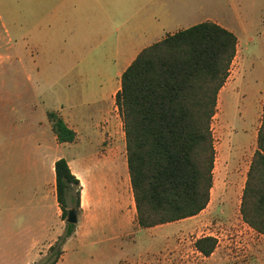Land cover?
Here are the masks:
<instances>
[{"label":"crops","instance_id":"crops-1","mask_svg":"<svg viewBox=\"0 0 264 264\" xmlns=\"http://www.w3.org/2000/svg\"><path fill=\"white\" fill-rule=\"evenodd\" d=\"M46 1L32 0V27H25L18 17L16 37L0 14V43L4 37L6 44L2 46L10 49L0 62L1 74L6 66H16L37 76L60 71L67 75L83 66V73L113 76L108 84L101 81L96 88L103 93L91 101L83 93L90 87L72 85L68 79L59 85L60 92L46 94L38 99L39 104L33 103L34 98L27 95L29 88L21 84L0 89V108H3L0 117L4 118L0 129L8 134L5 142L0 143V154H8L13 151L9 149L27 141L38 156L26 164L27 178L31 180L27 189L17 172L0 174V264L34 263L62 234L65 219L57 197L55 171V162L61 157L68 160L82 185L75 232L64 246L104 233L109 215L103 213L104 197L96 191L92 171L86 164V156L90 154L82 157L77 151L83 146V122L93 120L92 115L83 117V105L105 101L109 103V111L106 110L102 119L112 115L121 74L143 48L203 21H214L236 34L235 57H244L247 43L264 44V4L252 5L244 14H238L234 0H56L45 4ZM17 6L22 9V2H17ZM48 95L49 100L45 99ZM51 109L58 110L78 132L77 141H58L48 119ZM17 110L26 115L24 122L13 119ZM12 130L20 131L19 135L11 137ZM7 167L11 164L4 166ZM0 169H3L1 165ZM104 187L108 188V183ZM132 204L130 213L126 202L120 206L123 220L114 228L115 238H130L132 228H141L137 227L135 202ZM158 226L148 229L155 230ZM257 234L263 243L264 234ZM161 264L170 263L163 260Z\"/></svg>","mask_w":264,"mask_h":264},{"label":"rangeland","instance_id":"rangeland-1","mask_svg":"<svg viewBox=\"0 0 264 264\" xmlns=\"http://www.w3.org/2000/svg\"><path fill=\"white\" fill-rule=\"evenodd\" d=\"M53 1L56 0H47L45 4ZM17 2H22V9L18 8ZM31 2L0 0V14L11 28L12 36H18L16 23L19 18L25 27H32ZM233 3L237 13L244 14L247 7L250 9L252 5H262L264 0H234ZM39 12L43 16V11ZM45 18L49 19L48 16ZM1 39L0 62L8 56L10 50L3 47L6 44L5 38ZM244 47L247 49L244 57L238 55L234 58L230 75L219 92L212 121L216 149L212 196L208 206L196 216L161 224L155 230L132 228L130 238H115L114 228L123 220L120 206L126 202V209L130 213L134 203L124 124L116 103L112 115L104 116L103 119L102 115L107 109L109 111V103L98 100L100 102L83 105V117L92 115L93 120L83 122V146L77 151L82 157L83 154H90L86 156V164L92 171L98 189L96 191L104 197L103 213L109 215V225L103 234L87 241L68 242L64 246L63 258L55 264H131L132 261H135L134 264H161L163 260L170 264H264V242H260L259 234L243 220L240 212L247 171L257 148V132L264 101V44L254 41ZM82 57L83 53H80ZM112 76L83 73V66L67 75L60 71L38 76L25 73L16 66H6L2 74L0 72V89L21 84L23 88H29L27 95L34 98H31L35 101L33 103L39 104L38 99L46 94L60 92L59 85L68 79L72 85L85 84L87 88L90 87L83 93L91 101L94 96L103 93V90L96 88L101 81L108 84ZM49 85H53V88H49ZM45 99L49 100V95ZM25 118L21 110H17L13 116L17 123L24 122ZM3 119L0 117V126ZM19 133L12 130L9 134L17 137ZM7 136L0 129V143L5 142ZM84 146L87 147L83 150ZM9 150L13 151L0 154V165L3 168L0 174L17 172L27 189L31 180L27 178L29 170L26 164L38 158L36 151L32 143L27 141ZM10 164L11 167L4 168ZM106 183L108 188L104 187ZM69 208H74V203H70ZM64 225L62 233L67 225L66 219ZM205 235H213L218 241L209 257L195 249V241ZM47 253L48 249L42 251L41 257L31 264H37Z\"/></svg>","mask_w":264,"mask_h":264},{"label":"trees","instance_id":"trees-1","mask_svg":"<svg viewBox=\"0 0 264 264\" xmlns=\"http://www.w3.org/2000/svg\"><path fill=\"white\" fill-rule=\"evenodd\" d=\"M237 43L231 30L203 21L146 46L121 74L116 104L124 124L137 227L192 217L210 203L216 158L212 121ZM48 119L59 142L78 140V132L58 110H49ZM55 171L67 221L70 203L80 207L82 185L66 158L56 160ZM240 212L251 228L264 234V101ZM75 228L76 223L67 221L64 233L37 264L57 263ZM217 242L205 235L195 246L210 256Z\"/></svg>","mask_w":264,"mask_h":264},{"label":"water","instance_id":"water-1","mask_svg":"<svg viewBox=\"0 0 264 264\" xmlns=\"http://www.w3.org/2000/svg\"><path fill=\"white\" fill-rule=\"evenodd\" d=\"M67 221L70 223H77L78 213L75 208H70L67 216Z\"/></svg>","mask_w":264,"mask_h":264},{"label":"bare ground","instance_id":"bare-ground-1","mask_svg":"<svg viewBox=\"0 0 264 264\" xmlns=\"http://www.w3.org/2000/svg\"><path fill=\"white\" fill-rule=\"evenodd\" d=\"M234 145V144H233Z\"/></svg>","mask_w":264,"mask_h":264}]
</instances>
